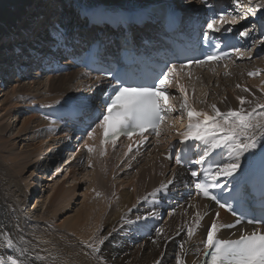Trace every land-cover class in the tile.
<instances>
[{"label": "bare ground", "instance_id": "bare-ground-1", "mask_svg": "<svg viewBox=\"0 0 264 264\" xmlns=\"http://www.w3.org/2000/svg\"><path fill=\"white\" fill-rule=\"evenodd\" d=\"M5 1L8 0H0V6L3 5V3L5 4ZM159 1L164 0H132L131 2L120 1L121 3L114 2L112 0H99L96 2V5L107 2L104 4L112 5L116 3L125 9H139L150 4H155ZM256 1L259 2L260 0H251L253 9L250 10L248 14L242 12V15L246 19L253 14L264 11L263 1H260L257 5L254 4ZM18 3H20V5L15 7V10L19 11L15 12V15L13 14L9 17V20H11V27L4 30L2 29V25L0 28V39H12L13 37V41L11 42H8V40L0 42V70L2 69L6 72L9 70L6 67L12 63L11 58L6 57L9 56L6 51L9 53L8 49L12 50V47L16 44L21 46L24 45V47L21 48V51L27 47L28 42H26V44L22 43L25 40L24 37H26L28 32H32L31 25L33 20L38 19L40 14L42 15L43 8L52 9L51 12L55 15V17L51 19L52 22H54L58 16H62V18L66 17L67 19V17H71L74 13L81 15L84 10H89L86 9L87 7L85 8L83 6V0H80V4L78 1L73 0H23L22 2H19V0H9L8 3H6V6L8 7L12 5L13 7V5H17ZM27 3L32 7V9L25 12L24 9ZM96 5L93 8L90 7V9H94ZM194 5L197 6L196 3H194ZM2 12L7 13L6 9ZM237 14L239 17L240 13ZM4 18L5 17L3 16V19ZM3 19H0V22H2ZM68 20L72 21L73 19L69 18ZM245 23L246 22H242L241 25L244 26ZM67 25H70V23ZM30 35H32V38L35 37V34ZM41 39L39 36L36 38L37 41L40 40L39 42H41ZM29 43H31L30 45L32 46L34 40ZM8 44L10 45L9 47H7ZM28 48L32 49L30 46ZM33 48L35 47L33 46ZM258 49H260L261 52H264V43L258 44V46L254 47L245 57H252L253 59H256V57H254V53L258 51ZM258 61L259 60L256 59L257 63L254 64L257 65L260 63L258 66L250 65L248 67H244L243 69H240V66H236V64H234L235 66L230 67L227 71L224 70L221 72L219 70V72H221L219 76L216 74V76L214 74L211 76L202 71L198 72L197 79L199 81H197V83L200 86L202 85L205 88V86L209 85L213 79V82L217 80L222 82L225 81V89H216L215 91L211 90L207 95H204L196 92V89L188 84L184 87L187 95L190 97L191 93H194L191 91H195V93H197L195 97H193L194 95L192 96L195 99V102H191L190 98L187 99L189 107L192 109L194 104L198 103L199 107L194 111L203 112L209 116L215 115L212 111V105H215L221 113H227L229 110L239 111L241 108H243L245 112L256 108V111L258 112L259 107H257V105H264V79H260L259 82L248 80L250 76L249 73L258 72V69L259 71L264 72V61ZM246 63L247 61L244 62V65H246ZM79 76L80 73L75 71L71 72V74L52 77V79L47 78L48 80H45L42 83L35 82V79L37 78L32 79L34 81L29 82L26 85H19L23 80L15 81L16 83L14 82L12 90L7 94L3 93V89H0V111H4L6 109L5 107L10 100L8 97L9 95L12 97L18 94L22 97L28 92L37 91L38 89H42L43 86L47 87V85L49 92H55L56 97L54 98L66 95L67 98L71 100L81 93V89H83L86 85H89V83L85 82L84 84L77 81L78 78H80ZM224 78H228L226 79L227 81L224 80ZM245 89H247V91H245ZM74 90H77L79 93L75 94ZM240 99L245 101L243 105H241ZM49 101H46L45 103ZM13 103L14 105L8 110H11L12 108V110H14L12 113H18L21 117V126L15 132L14 139L19 138V136H21L24 132L25 135L38 132L47 127L49 123L51 128H48V133L50 135L54 132L55 135H59L58 137L56 136V140H48L49 143L47 145H44L41 142L36 144L30 143L27 144L26 147L37 153V156L44 155V151L48 147L53 148V146H55V149H60L62 151L64 144L62 143V136L58 134L59 131H57V125L49 121H47V123L45 122L46 120L43 121L38 115L33 113H24L23 110H20L19 107L21 105L19 106L18 101ZM178 103L180 107L183 100L178 99ZM179 110L180 113L177 116L178 118L173 121L169 130V135H167L169 138H173L174 136L184 137V132L180 127V123L182 121V117H180V115L182 110ZM15 115L16 114H14V116ZM7 116L10 117L11 114H7ZM178 119H181L180 123ZM14 120L19 122L17 117L14 118ZM14 120H10V122L14 124ZM10 122H6L8 124L4 123L0 125V154H4L3 161L5 162V166L0 164V229L10 233L14 243L13 248L8 249L2 242V239H0V259L7 260L8 256L11 255L13 258L22 261L23 264H157V262H159V264H176V257L179 254L183 264H203L198 245L205 241L207 230H204V228L201 227H196L194 235L190 238L187 235V230L193 225L197 214L201 217V215L205 212L206 203L192 201L187 207L179 209L163 218L164 221L160 227L162 230L161 235L158 236L157 232H155L150 238H148V240L142 242L137 241L132 233L144 225L143 223L146 219H148V215H153V217L158 216L156 211H149L144 207V204L147 203L151 196H153L152 193L156 192L157 189H160L162 185L168 184V182L171 181V176L168 178L165 177L164 171H161V168L157 165L159 164L157 161V155L151 154L145 161H143L144 163L135 166L137 170L134 174H132V176H126L129 179L127 181L128 186L126 188L115 190L116 184H111L109 180L120 178L119 176L121 175V172H117L116 169H113V166H117V164L122 161L123 153L120 154L118 150L116 151L110 147L101 146L99 134H97L96 131L93 132L92 138H89L90 142L93 144L91 147L93 149L92 152H94L93 156L95 160L98 161L97 157H99V150H105V152H103L104 158L102 159V163L107 166V172L105 174L108 175L110 172V175L107 176L108 178L106 179L104 176L98 174V178H101V180L94 183V193L89 192L78 195L84 196L81 201V208L77 209L74 215L63 219L61 226H65V230L61 229L54 231L53 228L46 223H41L40 229H37L35 228L36 225L34 222L26 223L27 221L32 220V217L31 210H29L28 214L23 213L25 208L32 207L33 210H37L39 203H43L44 200L39 201V193L44 188L42 180H45V176L51 177L52 179V173L55 170L56 165H62V162L58 164L61 155L60 153H55L53 157H50L51 159L49 158L50 160L46 164L48 169L45 168L46 170L44 169V171H41L33 168L34 170H31V180L34 178V180H36L35 184H38L37 187L40 189L37 193L38 195L33 196L32 203H29L28 199L30 195L26 196L25 191H13L11 189L13 186L12 182L18 183L15 174L22 171L25 167H23L24 165L17 164L20 160L19 157L21 153H17L16 156L5 155V153H7L6 150L8 149L6 147V140L8 137H6L4 131L11 128ZM174 123L179 126V131H176V134H173ZM166 126H168V123ZM11 129L14 131L15 126H12ZM32 136H34V138H40L39 136H35V134ZM82 147L84 151L80 150L78 155L75 154V159L77 160L83 157L84 152L88 155V140H86V143L83 144ZM65 153L66 150L64 151L63 156ZM46 157L47 156L44 158L46 159ZM44 160L39 162L37 167L44 164ZM106 161H109L111 164L109 165ZM245 161L246 160L242 159L243 164H245ZM87 163L88 164L84 166L85 168H93V163L90 159H88ZM12 164L15 165V168ZM16 165L19 167H16ZM77 165L79 164H70V162H68L66 166L74 168ZM103 165L102 168L104 171L105 169ZM41 168H43V165ZM163 168L168 167L164 166ZM15 169H18V171ZM50 169L53 170L49 176L48 171ZM81 169L82 171H85L83 168ZM112 169L113 172L115 171L113 175L114 178L111 177L113 173H111ZM75 174L78 173L74 171L73 175ZM63 183L64 181L61 182L62 185L59 187H55L53 189L51 188L49 190L50 195L46 196L45 201V203L47 202V206L55 203L57 200L56 198L60 195ZM76 186H74V188H76ZM128 187L132 188V192L127 191ZM97 191L101 192L100 194L103 193L104 199L100 201L96 200L94 195ZM17 192L20 193L16 195ZM33 192L34 191L31 190L30 194L32 195ZM66 195V193L62 195L60 202L57 203V206H62L60 211L66 209ZM177 239L181 240V244L184 245L183 252H181L180 246L176 247L174 244V240ZM99 240L103 242L96 246ZM94 248L99 249L98 251H94V253L101 255V262L100 260L99 262L95 261L94 254H92Z\"/></svg>", "mask_w": 264, "mask_h": 264}, {"label": "snow or ice", "instance_id": "snow-or-ice-1", "mask_svg": "<svg viewBox=\"0 0 264 264\" xmlns=\"http://www.w3.org/2000/svg\"><path fill=\"white\" fill-rule=\"evenodd\" d=\"M202 3H207V0H201ZM236 3V0H233ZM255 11V10H253ZM222 23L236 24L235 18L227 19L221 15L219 19L213 16L206 23V31H204V40H212L213 33L221 31L220 25ZM224 31H232L231 28H226ZM242 37L251 35V31H241L239 33ZM264 43V41H261ZM219 47V43H216ZM227 55V53H225ZM221 57L216 54H211L206 57V60H219ZM205 60H197L194 63L203 64ZM187 65L180 64L179 68L182 70ZM177 65L172 64L163 72L158 78L157 83L153 85H121L114 90V94L105 102L104 111L99 118L98 127L103 129V139L101 144L114 142L121 135L127 136L129 139L133 135L143 137V134L151 129L160 135L159 125L165 119L168 112L173 111L171 107H165L166 101L169 99V94L166 92V85L170 83V78L176 73ZM249 75H256V73H249ZM179 91L185 96L183 103L180 105L188 117V127L184 133L182 143L188 140L204 141L211 143V148L225 147L229 151V160L218 165L214 170L212 168L204 169L203 176L205 182L197 180L200 173L191 171L190 175L195 183L197 191L203 197L210 200H217L218 198L210 191L211 188L222 187L219 184L221 178L230 179L235 184L239 183L238 177L244 170L242 159L248 162L249 167L258 166L261 175L264 176V112L257 113L256 108L245 112L243 108L239 111L229 110L227 113H221L215 105H212V111L215 113L209 116L203 112H196L191 109L187 102L185 89L177 85ZM247 91V89H245ZM241 105L245 103L240 99ZM259 108H264V105H257ZM255 117V119H254ZM219 118V119H218ZM195 121V122H194ZM94 129L89 131L88 136L91 139ZM211 138L209 141L207 138ZM92 152L93 149H87ZM130 150V149H129ZM103 154V153H102ZM209 153L205 151L196 164H203L204 157ZM181 161L177 159V163ZM168 184L162 185L160 189L152 193L156 196L157 193L167 194L169 191ZM220 207H225L220 204ZM217 217L219 213L216 214ZM141 219V218H138ZM200 216L197 214L193 225L188 228L187 235L192 237L195 228L199 225ZM252 223V220L248 221ZM239 223V221H237ZM235 225H227L226 227H234ZM220 226L213 221L207 230V236L203 242L204 255L208 257L204 264H264V233L259 229L253 231L251 234H241L239 239L225 240L217 238V232ZM157 235L162 234L160 228L156 229ZM0 239L8 249L13 248V239L10 233L0 229ZM102 242V241H101ZM155 242V241H154ZM181 252L184 251V245L181 244ZM94 248L93 251H98ZM0 264H23L22 261L8 256L7 260L0 259ZM159 264V262H157ZM176 264H183L181 256L176 257Z\"/></svg>", "mask_w": 264, "mask_h": 264}, {"label": "rangeland", "instance_id": "rangeland-1", "mask_svg": "<svg viewBox=\"0 0 264 264\" xmlns=\"http://www.w3.org/2000/svg\"><path fill=\"white\" fill-rule=\"evenodd\" d=\"M8 1H5V4L3 3V5L0 6V19H3V16L5 17L3 19V21L0 22V28L3 25L2 29H4V30H6L7 28H10L11 27L10 26L11 25V22H10L11 20H9V17H11V15H13V14L15 15V12L19 11V10H15L16 9L15 7H17V6L20 5V3H18L17 5H13V7H14V9H13L12 5L11 6H8V7L6 6L7 5L6 3H8ZM20 1L22 2L23 0H19V2ZM73 1H78V3L80 4V0H73ZM97 1H99V0H83V6L85 8L87 7L86 9L92 10V9H90V7L91 6H95ZM112 1L121 3V2H126V1L131 2L132 0H112ZM248 1L251 2V0H248ZM260 1H263V3H264V0H260ZM260 1L259 2L256 1V3H254V4L257 5L258 3H260ZM30 2H29V4H30ZM237 2H239L238 3V6H240L241 5V0H238ZM104 3H107V2H104ZM29 4L27 3L25 5V9H24L25 12H27L29 9H32V7ZM75 5H78V4H75ZM116 5H118V4H116ZM120 7H122V6H120ZM242 7H243L242 9H244V7L247 8L248 7V4L247 3H243L242 4ZM4 9H6L7 13L2 12V11H4ZM45 9L43 8L42 15H40V17L38 19H34L33 20V23L31 25L32 32H33V30L36 31L35 30L36 29L35 27H38L39 26L41 20H43L44 18L46 19V17L51 16V14H53V12H51V10H52L51 8H45ZM249 9L252 10L253 9V6H251ZM243 13H247V12L244 11ZM58 17L61 18V20L64 21V22L65 21H68L66 19V17H63V18H62V16H58ZM232 18H234V17H232ZM237 18H238V15H237ZM45 19L43 21H45ZM4 23H5V25H4ZM32 32H30V33H32ZM4 39L3 38L0 39V42H2V41L4 42V41L9 40V39H5L4 40ZM244 62H246V60ZM259 64L260 63H258L257 65H254V64L253 65L254 66H258ZM234 66L235 65L233 63H231V64H229L228 69H230V67H234ZM255 73L258 74L257 76H259V75H261V76L254 78L255 75H250L249 76V79H248L249 81L259 82L260 79H264V72H261L258 69V72H255ZM48 79H52V77L51 78H48ZM48 79H46V78H37V79H35L36 80L35 82L42 83V82H44L45 80H48ZM226 79H228V78H224V80H226ZM33 81L34 80H32V79L29 80L28 82H25L23 80L22 82H20L19 85H26L29 82H33ZM222 83H223V85H222ZM13 85H14V82L12 84L10 83V84H8V86H6V87L4 86L3 88H0V89H3V93L7 94L8 92H10L12 90ZM189 85L191 87H193L192 83H189ZM210 85L213 87L212 89H210V87H208ZM224 87H225V81L222 82V81H218L217 80V81H214L213 82V79H212L211 80V83L209 85L205 86V88L202 85L200 86L199 84H196L193 88L196 89V92H198L200 94L207 95L209 93V91H211V90H214V91L216 89L223 90V89H225ZM47 90H48V85H47V87H44L43 86L42 89H38L37 91L28 92L27 94H24L22 97H20L21 95L19 96L18 94H16L17 96L14 95L12 97L9 95L8 97H9L10 100L7 103L6 107H5L7 110L5 109L4 111H0V125L4 124L6 122H10V120H14V118H16V117H17V119H19V122H17V120H14V122H15L14 124L10 122V127L11 128H12V126H15L14 131H12L11 128L10 129H7V131H4V133L6 134V137H8L7 140H6L7 141L6 147L8 149L6 150L7 153H5V155H9V156H12L13 155V156H16L17 153H21V155L19 157L20 160L18 161L17 164L24 165L23 167H25V168L22 169V171H20L19 173H16L15 174V177L18 180V183L17 182L16 183L15 182H12L13 183V186L11 187V189L13 191H25L26 196H29L30 195L29 196V199H28L29 200V203H32L33 196L34 195L35 196L38 195L37 193H38V191L40 189L39 187H37L38 184L37 185L35 184L36 180H34V178L31 180V177H30L31 170L36 169V170H41V171L43 170L44 171L45 168L48 169V167L46 166V164L51 159L50 157H53V155L55 153H58L57 152L58 149H55V146H53V148L52 147H48V148L45 149L44 155H38L37 156V153L31 151V149H29V148L26 147V145L27 144H30V143L36 144V143H39V142H41L44 145H47L49 143L48 140L51 139V141H54V140H56V138L59 135L58 136L55 135L54 132H53L54 135L53 134H50L49 135L48 128H51V125H49V123L43 119V121H45V122L48 123L47 127H45L44 129H42V130H40L38 132H33L31 134L29 133V134H26L25 135V132H24L21 136H19V138H15L14 139L15 132L21 126V122H20L21 117H20V114H18V113H14V114H16L14 116V114L12 113V112H14V110H12V108H11V110H8V109H10V107H12L14 105L13 102H17L18 101L19 106L21 105L19 107L21 111L23 110V112L26 113V114H29V113L32 114L33 113V114L37 115L36 112L34 111L33 105L36 106V105L56 104L57 102H60L62 100H69L66 95L58 96L57 98H54V97H56L55 96V92L52 93V92H49V90L48 91ZM76 91L74 90V93L75 94L77 93ZM51 93H52V95H51ZM49 100H51V101H49ZM176 100H177L175 102L176 103V106L178 105V109H181V107H179L178 99H176ZM46 101H49L50 103L49 102L45 103ZM196 104L199 107V104L198 103H195L194 104V107L196 106ZM26 107H28V108H26ZM198 107H197V109H198ZM192 109L194 110L195 108L192 107ZM6 111H7V114H11L10 117L7 116ZM261 111H264V110H261ZM12 114H13V116H12ZM18 117H20V118H18ZM180 117H182V121H181V119H178V121H179V123L181 121L180 127L182 129L185 127V130H182L181 129L185 133L186 130H187L186 127H188V123H189L188 117L184 116V113L183 112H181ZM184 123H187V124L184 126ZM6 124H8V123H6ZM45 132L47 134H45ZM33 134H35V136H39L40 138H38V137L34 138V136H32ZM13 139H14V141H13ZM87 140L89 142V147H92L93 144L90 142L89 136H88ZM103 152H105L104 149H103V151L99 150V157H97L98 161H96L95 158H94V156H93V153L94 152H88V155H90V156H88L86 154L87 158L90 159V161H92L93 168L88 167V168L85 169V171H81L82 169L81 168H78L77 166H75L74 168H70L68 166L67 167H63L64 166L63 164H62L63 166L62 165L60 166V164L59 165H56V168H55V170L52 173V179L53 180L51 179V177H48V176H45V180L46 181L45 180H42L43 181L44 188L39 193L40 194L39 195V198H40L39 201L40 200L41 201L44 200L43 203L42 202L39 203L40 206L38 205V207H37L38 209L37 210H33L32 207L31 208L26 207L25 210H24V212L22 211L23 213L28 214L29 213V210H31L32 220L27 221L26 223H29V222L32 223V222H34L35 225H36L35 228H37V229H40L41 223H46L49 226H51L54 231L55 230H61V229L65 230L66 227L63 226V225L61 226L63 219H65L66 217H70V216L74 215L75 214V211L77 209L81 208L80 207L81 206V201L83 200L84 196L83 195L82 196H78V195H81L83 193H89V192L94 193L93 192L94 191V183H97L99 180H101V178H98V174L104 176L106 179L108 178L107 176L110 175V172H109L108 175L105 174L107 172V166L103 165L104 163H102V159L104 158V154H102ZM81 153H83V152H81ZM121 153H123V152H121ZM84 154H85V152H84ZM3 155H4L3 153L0 154V164H2L3 166H5V162L3 161ZM76 155H78V153ZM45 156H47L46 159L44 158ZM122 159H123V157H122ZM42 160H44V164H42L43 165V168H41L42 165L39 166V167H37V165H39L38 163L41 162ZM1 161H3V162H1ZM106 162L109 165L111 164L109 161H106ZM12 165L15 168V165L14 164H12ZM102 165L104 166V169H105L104 171H103ZM16 167H19V166L16 165ZM134 168H136V167H134ZM15 170L18 171V169H15ZM74 171H76L78 174L73 175V172ZM112 172H113V169H112L111 173ZM120 172H121V170H120ZM114 173H115V171L111 175L112 178H114L113 177ZM48 174L50 176L51 175V172L48 173ZM121 175L119 176L120 178H117L115 180L114 179L111 180L109 178L110 179L109 182L111 184L112 183L114 185L116 184L115 190H118V189H121V188H126L128 186L127 181L129 180L128 177H130V176H128V177L125 176L124 178H121ZM68 176H70V177H68ZM117 176H118V174H117ZM166 178H168V177H166ZM63 181H64V183H63V186L61 188L60 195L56 198L57 200L55 201V203L47 206V202L45 203V201H46V196L47 195L48 196L50 195L49 194L50 193L49 190L51 188L53 189L55 187H59L60 185H62L61 182H63ZM74 186H76V188H74ZM31 190L34 191L32 195L30 194L31 193ZM131 190H132L131 187H128L127 188V191L132 192ZM97 192H99V191H97ZM97 192L94 195L96 197V200H99L100 201V200L104 199L103 193L100 194L101 192H99V193H97ZM19 193L20 192H17L16 195L19 194ZM65 193L67 194L66 195V197H67V203H66L67 206H65L66 209H64L63 211H60V208L62 206L61 207L57 206V203L60 202L61 196L64 195ZM97 194H99V195H97ZM20 212H21V210H20ZM98 230H101V229H98ZM58 233H60V232H58ZM102 242H101V240H99V242L97 243L96 246H98ZM92 254H94V258H95V261L96 262L97 261L99 262V260H100V262L102 261L101 260L102 259L101 255H99L97 253H94V251H92Z\"/></svg>", "mask_w": 264, "mask_h": 264}]
</instances>
